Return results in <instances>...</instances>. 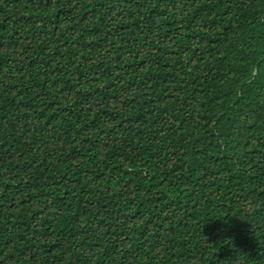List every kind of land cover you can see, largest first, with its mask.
Listing matches in <instances>:
<instances>
[{
	"label": "trees",
	"instance_id": "obj_1",
	"mask_svg": "<svg viewBox=\"0 0 264 264\" xmlns=\"http://www.w3.org/2000/svg\"><path fill=\"white\" fill-rule=\"evenodd\" d=\"M0 264H264V0H0Z\"/></svg>",
	"mask_w": 264,
	"mask_h": 264
}]
</instances>
